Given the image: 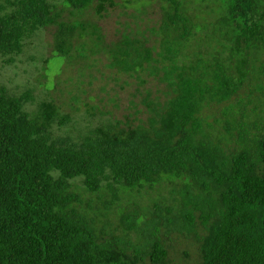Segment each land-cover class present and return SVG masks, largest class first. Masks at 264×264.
Instances as JSON below:
<instances>
[{
  "label": "trees",
  "instance_id": "trees-1",
  "mask_svg": "<svg viewBox=\"0 0 264 264\" xmlns=\"http://www.w3.org/2000/svg\"><path fill=\"white\" fill-rule=\"evenodd\" d=\"M142 1L162 5L160 49L142 33L102 43L84 20L121 0H0L7 65L54 28L57 56L95 38L140 97L75 140L54 101L31 110L32 90L0 83V264H191L178 240L196 264H264V0Z\"/></svg>",
  "mask_w": 264,
  "mask_h": 264
},
{
  "label": "rangeland",
  "instance_id": "rangeland-1",
  "mask_svg": "<svg viewBox=\"0 0 264 264\" xmlns=\"http://www.w3.org/2000/svg\"><path fill=\"white\" fill-rule=\"evenodd\" d=\"M50 1L61 4L63 0ZM127 1L121 0L107 16L98 17L90 12L84 20L98 25L102 43L117 42L127 35L139 34L141 37L144 34L150 44L160 49L161 36L151 30H158L162 24L164 12L161 3L155 1L146 5L142 0H129L127 4ZM205 1L211 3L213 0ZM194 5L189 4L192 15L196 13ZM54 35V28L41 31L27 42L25 52L12 65L0 60V83L17 95L32 90L36 101L34 106H29L31 110H35L42 101H54L63 114L72 118L69 127L54 129L60 137L70 135L76 140L81 137L80 129L86 134L87 129H95L103 122L127 121V116L136 112V108H131V101L140 103L136 92L137 79L110 68L107 55L94 49L97 44L95 38L94 41L89 38V41L75 43L77 48L85 43V50L81 49L87 50L85 57L76 52V59L72 62L57 56L53 51ZM142 76L149 81L147 87L157 89L147 74ZM92 108L96 112L94 116L88 113ZM181 241L175 242L173 259L196 264L198 246Z\"/></svg>",
  "mask_w": 264,
  "mask_h": 264
}]
</instances>
